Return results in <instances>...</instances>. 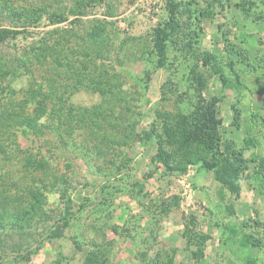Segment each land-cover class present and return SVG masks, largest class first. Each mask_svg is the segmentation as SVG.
Listing matches in <instances>:
<instances>
[{
  "label": "rangeland",
  "instance_id": "obj_1",
  "mask_svg": "<svg viewBox=\"0 0 264 264\" xmlns=\"http://www.w3.org/2000/svg\"><path fill=\"white\" fill-rule=\"evenodd\" d=\"M37 1L68 21L45 27L43 16L32 30L36 53L49 43L43 108L22 103L26 78L1 85L0 212L32 229L8 226L0 264H86L91 251L101 264H264V167L253 160L264 159V0H223L213 18L200 16L203 0ZM171 2L179 27L160 67L154 31ZM14 43L7 55L28 44ZM204 52L219 70L202 66ZM215 97L223 140L247 159L238 199L200 164L170 171L158 157L165 127ZM166 148L177 165L181 151ZM64 217L65 237L49 239Z\"/></svg>",
  "mask_w": 264,
  "mask_h": 264
},
{
  "label": "trees",
  "instance_id": "obj_2",
  "mask_svg": "<svg viewBox=\"0 0 264 264\" xmlns=\"http://www.w3.org/2000/svg\"><path fill=\"white\" fill-rule=\"evenodd\" d=\"M8 5H0V97L4 94V85L10 79H27V88L24 93L28 95L23 104H36L39 108L45 106V102L49 99L46 94L48 87L46 86L45 74L48 69L39 70L44 68L47 64L48 40L41 39L38 52L35 47V40L38 36L34 35L32 30L39 28L43 19L46 16L47 26H57L68 21L67 14L56 11H47L48 4L38 2L37 0H9ZM204 7L201 8L200 16L202 18H213L216 13V8L223 0H203ZM47 6V7H46ZM44 7V8H43ZM179 3L171 2L170 10L167 19L163 25H160L154 31V49L159 58L158 64L164 67L167 62V42L171 33L179 27L178 22ZM49 24V25H48ZM34 35V36H32ZM21 36V37H20ZM24 40L26 49L21 51L18 47L19 41ZM14 41L17 43L12 54L7 55V49L10 43ZM64 40L59 39L55 42L57 48L63 46ZM15 45V43H14ZM33 45V46H32ZM47 46V47H46ZM19 48V49H18ZM55 52H57L55 50ZM55 59L56 56L52 55ZM200 59L202 66L211 71L219 70V62L216 55L210 52L201 53ZM59 57V55H58ZM57 60V59H56ZM58 67L61 69L63 64L57 60ZM47 72V73H46ZM205 76L202 74L199 78V86L203 88ZM17 91L10 93L11 99L14 98ZM12 94V95H11ZM14 94V95H13ZM59 102H63L59 99ZM221 99L215 97L210 101L202 98L198 101L196 109L189 116H179L176 122L168 127H165V137L160 139L161 147L158 157L161 158L164 165L170 171H183L189 166L200 164L201 167L207 171L215 174L216 180L226 187L237 199L241 193V182L244 171L248 169L247 159L244 158L242 152L234 146L230 140H223L221 129L223 121L220 118L219 106ZM15 114L9 115L7 118L14 120ZM14 122V121H13ZM36 125L33 119L26 122L28 128ZM12 128V125H10ZM149 138L153 134L148 133ZM251 140L255 148L258 146L257 139L251 135ZM166 145L173 147V151H181L182 159L172 162L173 155L167 150ZM177 148V149H176ZM208 156H211L208 159ZM174 160V159H173ZM253 160L258 162L261 167H264V159L256 155ZM11 223L8 224L6 219L3 218L0 212V252L5 251L6 246L13 243L12 235L7 231L11 226V231L16 232H29L32 229L30 224H26V220L12 218ZM72 220L69 217H64L60 220L49 239H61L65 237L66 231L70 228ZM207 237L201 235L197 240V247L200 253L199 259L203 258V247ZM246 244L256 247L258 246L253 239H247ZM97 249L100 246H96ZM95 251L89 253L86 264H101L95 256ZM94 256V258H93ZM160 258H153L150 264H163ZM103 264V263H102ZM173 264V260H170Z\"/></svg>",
  "mask_w": 264,
  "mask_h": 264
}]
</instances>
